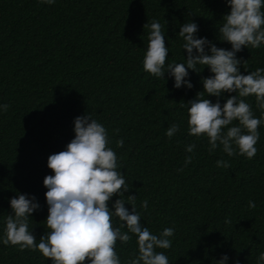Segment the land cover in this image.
<instances>
[{
    "label": "trees",
    "instance_id": "1",
    "mask_svg": "<svg viewBox=\"0 0 264 264\" xmlns=\"http://www.w3.org/2000/svg\"><path fill=\"white\" fill-rule=\"evenodd\" d=\"M229 11L227 0H0V105H10L0 110V241L12 212L9 200L18 194L35 196L40 205L29 221L37 243L47 233L43 179L53 175L47 158L65 150L75 135L74 119L89 114L106 128L108 147L130 186L119 197L125 207L131 211L127 196L134 195L142 226L157 236L174 229L171 247L157 249L169 264H216L225 254L226 264H257L264 253V123L252 159L229 157L222 146L210 153L206 135H189L188 108L181 107L202 91L209 69L189 70L193 87L177 89L167 72L162 78L143 68L153 21L165 31L167 68L185 62L179 36L185 22L198 25V38L230 50L218 31ZM236 56L241 74L264 68V44ZM231 95L204 92L203 98L223 105ZM243 99L264 119L254 96ZM172 124L180 131L169 138ZM119 139L123 147L116 146ZM189 144L196 146L192 153L185 151ZM221 159L230 168L217 167ZM122 223L113 217L114 228ZM129 235V242L115 246L121 264L138 255L137 237ZM0 264L52 262L39 251L0 242Z\"/></svg>",
    "mask_w": 264,
    "mask_h": 264
},
{
    "label": "clouds",
    "instance_id": "2",
    "mask_svg": "<svg viewBox=\"0 0 264 264\" xmlns=\"http://www.w3.org/2000/svg\"><path fill=\"white\" fill-rule=\"evenodd\" d=\"M41 2L51 5L55 0ZM227 5L230 11L222 17L224 22L218 31L222 36L220 41L228 42L230 50L216 47L205 37L198 38V25L185 22L179 30L184 40L182 49L187 54L185 62L168 64L165 68L169 53L165 31L158 21H153L143 68L156 77L164 78L167 72L174 78V88L191 89L193 85L186 79L189 70L199 74L203 69L198 65L207 67L212 75L202 78V91L181 104L188 108L189 135H206L210 153L222 146L229 157L242 155L252 159L257 153L258 128L264 119L256 118L251 105L243 98L254 96L257 107L264 110V68L241 74L242 61L236 53L242 48L256 49L264 44V0H227ZM204 92L214 97L223 93L235 95L221 105L219 100L213 103L203 98ZM9 107L3 104L0 110L6 112ZM73 123L74 138L65 150L47 158V167L53 173L43 179L47 189L44 194L48 205L44 220L47 233L37 243L29 221L40 205L35 196L18 194L9 200L12 212L5 218L4 237L0 242L5 246H18L21 251H39L52 264H121L115 246L118 240L122 244L129 242L131 233L137 237L138 255L125 264H169L168 257L157 249L171 247L169 237L174 235V229L165 228L157 236L142 226L134 195L127 196L131 211L125 207V200L119 197L125 196L130 186L120 172L116 152L108 147L110 140L106 128L89 114L76 117ZM179 131V125L172 124L166 136L171 138ZM114 132L118 133L119 129ZM123 143V139H119L116 146L123 147ZM195 147L189 144L185 151L192 153ZM191 161L192 156H186L185 166ZM216 165L230 168L229 162L222 159L217 160ZM177 171L182 172L183 168ZM113 196L118 198L110 206ZM147 206L145 200L141 207L146 209ZM248 207L254 209L255 202L249 201ZM113 217L123 222L121 227H113ZM125 226L127 231L122 232ZM228 259L225 254L216 264H226ZM261 262H264V253L257 258V264Z\"/></svg>",
    "mask_w": 264,
    "mask_h": 264
}]
</instances>
